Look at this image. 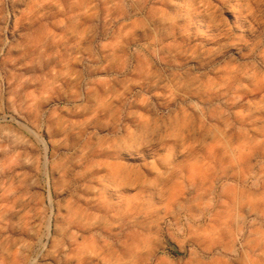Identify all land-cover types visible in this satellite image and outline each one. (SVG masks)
I'll list each match as a JSON object with an SVG mask.
<instances>
[{
	"label": "clouds",
	"instance_id": "clouds-1",
	"mask_svg": "<svg viewBox=\"0 0 264 264\" xmlns=\"http://www.w3.org/2000/svg\"><path fill=\"white\" fill-rule=\"evenodd\" d=\"M0 264H264V0H0Z\"/></svg>",
	"mask_w": 264,
	"mask_h": 264
}]
</instances>
